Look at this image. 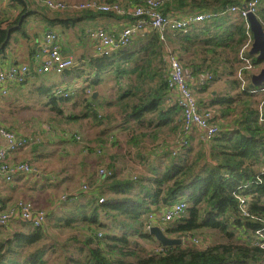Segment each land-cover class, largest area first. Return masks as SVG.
Here are the masks:
<instances>
[{
	"label": "trees",
	"instance_id": "16d2710c",
	"mask_svg": "<svg viewBox=\"0 0 264 264\" xmlns=\"http://www.w3.org/2000/svg\"><path fill=\"white\" fill-rule=\"evenodd\" d=\"M13 1L21 6V10L12 23L0 25L1 58H4L13 33L28 39L23 23L32 13L30 5L27 0ZM245 1L188 0V5L200 9V12H222L229 4L240 5ZM137 3L140 2L132 0L123 5ZM186 4L185 0H171L160 10L163 14H170L178 8H184ZM35 10L41 20L49 25L66 27L68 21L78 20L77 17L68 20V15L51 16V11L46 8L39 7V10ZM62 12L67 13L53 11ZM254 14L264 24V0H258ZM247 25L246 18L222 12L211 20L193 25L187 33L166 32L165 42L168 44L161 42L156 31L149 30L137 36L131 46L109 56H92L88 62L92 74L85 79L95 88L99 81L98 72L114 69V80L119 87L122 86L119 88L116 85L124 102L121 108L124 121L106 119L99 110L91 109L87 113L99 124H111V129L130 130L131 140L136 135L154 137L166 127L170 131L179 127L176 118L179 108L168 102L170 92L166 83L164 53L170 45L174 46L173 52L189 76L209 73L211 79L208 82L226 76L231 84L237 85L239 92L234 97L216 96L207 106L199 104L202 108L217 104L225 106L227 109L222 110L221 118L231 107L234 113L228 115H231L230 120L234 125L220 127L208 143V151L203 142L204 150L190 155L191 149L187 146L183 148V152L172 155L174 158L170 160L168 167L163 170L151 168L152 173L155 172L151 177L113 180L102 191L90 192V200L85 205H76L74 201H70L69 204L75 206L74 210H78L80 216L74 217L73 214V218L64 217L62 219L68 221L55 226L70 227L73 222H69V219L91 224L95 230L89 229L88 236L81 240L73 236L70 238L71 242L57 241L47 234L46 228H32L22 223L13 228H0V264H264V249L251 242L255 232L261 231L264 234V99L253 100L252 97L264 94V83L251 86L250 73H247L249 71L240 65L235 67L244 58L254 67L262 63L255 56L249 55V49L245 48L250 39ZM138 43L142 45L137 46ZM34 49L32 48L33 51ZM74 67L75 65L65 69L61 75L81 78V75L73 73ZM236 71L243 78H238L237 75L235 77ZM92 77L95 79L91 81ZM122 80L126 82L123 84L120 82ZM206 85L207 83L202 85V89ZM54 89L51 90L50 87L44 92L49 97L51 109L59 112L62 104H66L78 90L74 87L63 88L72 90V94L60 98L54 94ZM84 94L83 102H87L84 108L87 110L91 103H97V98H92V95L89 97L86 90ZM240 95L249 98L237 113L236 106L232 105ZM126 99L134 101L129 104ZM255 103H261V111L253 110ZM99 104L107 106L105 102ZM213 114V120L217 122V116ZM234 115L236 118H233ZM106 133H109L107 125ZM108 165L111 167V163ZM83 193L80 191L77 195ZM244 196L249 197V201L242 210L239 197ZM182 197L186 198L185 210L171 220L173 223L170 226H161L165 234L186 236L202 229H218L227 237L239 234L238 240L241 243L211 245L201 238L195 244L182 242L180 245L163 247L154 240L146 230L147 215L153 212L160 214V211H165L172 203L183 201ZM99 198H103V202H99ZM244 211L248 212V216L243 214ZM98 233L101 235L98 236ZM141 241H153L156 246L146 248Z\"/></svg>",
	"mask_w": 264,
	"mask_h": 264
},
{
	"label": "rangeland",
	"instance_id": "374dc122",
	"mask_svg": "<svg viewBox=\"0 0 264 264\" xmlns=\"http://www.w3.org/2000/svg\"><path fill=\"white\" fill-rule=\"evenodd\" d=\"M75 1L81 2L84 0H75ZM120 1L123 4L124 3L128 4L132 0H120ZM137 1L140 2L142 0H137ZM167 4L168 2L164 3V5ZM32 7L39 10L40 6L33 5ZM17 9L14 8L13 12L9 14L10 20L13 18V14H15ZM66 12L67 13L51 12V16H67L69 15L68 13H74L70 11L69 12L66 11ZM94 14H99V13H94ZM103 17L104 16L102 15H91L87 12H83L81 18L75 21L74 30L77 32L78 35H82L83 30L86 26L97 24L99 19H102ZM116 18L119 17L106 18V21L110 23H114V22L118 23V20H115ZM262 25L264 28V24ZM54 27H56V29L61 30L65 38L68 37L67 30L64 26L62 27L57 24L49 25L46 24L45 22L38 24V22H34L30 18L25 20L23 23V28L27 31L29 35H31L32 29L35 30L34 33H37L42 29H55ZM86 30L87 27L85 28L84 33H86ZM41 32L42 31H40L38 34H40ZM19 36L20 35L16 33L15 37L18 38V40L14 41L13 37H11L12 39L10 40L9 43L12 44V46H14L13 47L15 49L14 51L18 50L19 46L27 47L25 41L21 40L22 43L19 44V40L21 39V37ZM31 41L32 40H28V43H30ZM165 44L168 43L165 42ZM79 48L83 49V51H85L86 54H92L93 52L92 47L89 44L85 43V41H82V39H80ZM173 48L174 46L170 45L167 47V51L173 53L176 56V53L173 52ZM94 49H95V43H94ZM80 56H81L80 52H77L76 55L74 56L75 60H77L78 62L76 61L74 64L75 69L73 73L75 75L82 76L80 78V81L74 84L75 86L74 88H77L78 90L79 89L81 90L83 88L82 90L84 91L85 89L90 88L91 89L89 94L90 97L92 94L95 93L94 91L95 88L93 85H90L91 82L88 79H85L86 77L92 74V68L88 65V62H86V58L89 57V55H86L85 57L83 56L80 57ZM244 64H245L244 62H241L240 64L237 63L235 64V67H238L239 65L244 66ZM262 66H263V62L255 67L251 65V69L247 73L248 74L256 73L261 69ZM166 68L167 67H165V72L167 73ZM237 71L235 77L236 75H238ZM115 74L116 73L114 69L102 70L98 72L97 78L99 79L100 85H98V87L95 89L98 90L96 98L98 102L101 103L105 102L107 104L106 110H101L102 112L101 114L106 119L113 118L114 119L113 121L122 122L124 120H123V112L121 108L124 106V102L120 98V92L119 91L117 92L118 88L116 87V85L118 87L120 85H118L116 80H114ZM50 76L52 77H49L48 79L44 80L43 82L44 85L48 83L49 85L52 86V84L56 83V80L53 78L54 76L53 75ZM69 76L72 75L65 76L64 81H68L70 79L68 78ZM95 77H92L93 79H91V81L94 80ZM120 82L124 83V80ZM58 85L63 88H73V86H69L65 82H60ZM27 94L26 97L27 98L30 97L29 99L31 100L39 97H42L43 99V96H41L40 94H38L35 97L31 96L30 94H28L27 96ZM246 99L247 98L245 97L243 99H240L239 96H237L236 102L232 105V106H236L235 108L237 110V113H239L238 112L239 109H241L243 106L247 104L244 103L247 102ZM254 99L259 100V97L257 96L256 98H253V100ZM31 100H29V102ZM126 100L129 102V104L134 101V99L133 100L126 99ZM22 101L24 103L19 101V103H10L9 105L6 101L0 98V124L4 128L12 130L18 137L29 138L27 147H31L33 143H38L40 140H45L46 137H48L50 140L53 141L55 139L56 143L52 144L53 147L46 146L44 148V151L52 157L53 153L54 152L57 153L58 151H60V154L63 155L64 150L70 146L68 145L69 142L80 144L79 151L74 147L70 146L73 152L70 155H65L58 161L64 164L63 168L68 169L69 172L75 173V176L72 178L67 177L63 179L64 180L63 184L65 186L64 187L65 189H63L56 196L57 200L63 201V204L59 205L54 209L55 212H57V214L55 212L54 213L47 212L48 221L45 226L46 228L45 231L49 236L54 237L57 241L71 242L72 240H70V238H72L73 236L81 240L85 238L84 236H88V234L90 233L89 229L95 230L94 227L91 226V224L80 223L74 219L72 220L69 219V222H73L70 225V227L57 228L55 226L56 224L63 225V222L68 221L62 219L64 217L73 218L71 217L73 214L74 217L80 216L78 210L77 212L74 211L75 206L69 205L70 202L69 198H71L69 196H73L72 192H76V193L78 191L84 192L83 194H79L77 198H75V200H77V202H79L80 204L85 205L90 200L89 199L90 192L96 190H102L106 188V185L111 184L113 180L121 181V179H133L135 177H143V174L148 170V167L151 166L152 168H156V166L160 164L161 157L158 159H156L157 157H155L153 161L150 160V158L157 156L155 155L156 150H161L165 148L168 151H166V153L165 152L163 153L162 158H168L167 155L168 152L170 153L171 150L178 149V139L180 138V129H181L180 127H178V129L173 131H170V128L166 127L160 130L159 134L154 137L136 135L135 139L131 140L130 138L131 132L129 133L130 130L123 131L120 128L111 129V124H106L109 129V133H106V125L104 122L101 124L102 132L104 136L102 143L96 149L93 148L92 155L85 154L83 151H85L84 144H86L87 135L85 134V140H84L83 137L80 136V134L82 130L86 132L87 125L83 120V118L74 121L70 117L71 115L81 116L83 110H85L84 109L85 105L78 106L75 103L73 104V108H71L70 104L68 105L63 103L62 108H60L61 111L59 112L57 110L56 111L52 110L51 107H47L46 103L40 104V106L36 107V109H34L35 107L31 105L33 107V109H31V107H28V101L26 99H23ZM77 103H79V101ZM256 105L257 104L255 103L253 106L255 107ZM261 106L262 105L260 103L258 104V107H256V109L253 110L255 111L257 110L259 112V110L260 111L262 110ZM211 110L215 113L214 109ZM247 110L252 111L251 109H247ZM124 111H126V109H124ZM226 119L227 117H223L222 122H225ZM9 121L11 123H9ZM229 125H234V123H229ZM73 129L80 130V132H78V135L77 133H73ZM94 135L96 136V133ZM110 135H113V137H109ZM200 143L199 144L196 143L193 146L194 148L191 149V152H193V154H195L198 151L202 152L204 150L202 146V142ZM204 148L205 150L208 151V149L205 146ZM94 155H96V157H91ZM110 156L113 159L111 161V167L108 165ZM86 157L89 159V162L87 161L85 162ZM168 162L169 159H166L164 161V164H168ZM100 169H102L104 173L100 174L99 173ZM110 175L111 178L109 177ZM182 199L186 200V198L184 197H182ZM171 223L173 222L171 221L166 222L163 226L165 227L166 224L170 226ZM19 224L21 225V223ZM155 225H158L160 227L162 226L160 224H155ZM186 235L194 236L195 237L194 239H196L197 241L198 239L202 238L201 240L205 241L206 244L211 243V245L216 243H230V242L237 244L241 243V241L238 240L239 234H235L232 235L231 237H227L224 233H222L218 229H214V230L202 229ZM170 237L183 239L184 235L170 236ZM192 239L193 238H189L190 241H193ZM141 243L146 246H150V244H154L153 241L151 243L149 242L150 244L144 241H141ZM188 244H195V243H188Z\"/></svg>",
	"mask_w": 264,
	"mask_h": 264
},
{
	"label": "built area",
	"instance_id": "2783aa9c",
	"mask_svg": "<svg viewBox=\"0 0 264 264\" xmlns=\"http://www.w3.org/2000/svg\"><path fill=\"white\" fill-rule=\"evenodd\" d=\"M33 1L51 12L87 11L126 17L127 21L117 34H111L102 27L86 30L88 38L92 39L95 43V54L102 56H109L127 47L135 36H139L149 30L156 31L161 42L165 43L166 32L178 31L183 34L187 33L193 25L211 20L222 12H230L235 16L246 18L248 13L256 12L258 5V0H246L240 5L229 4L222 12L203 11L175 16L163 14L160 10V7L164 3H169L171 0H142L140 3L131 6H124L119 1L106 2L103 0H84L81 2L75 0ZM251 41L252 35L250 33V39L245 48L249 49ZM164 60L167 67L166 83L170 92L168 102L175 104L181 113L178 149L171 150L170 152V154L176 155L179 153L178 151L189 145L193 128L199 132L200 140L206 144L212 140L220 128L216 120H213L214 112L211 108L200 107L195 96V91L189 81L190 76L182 67L179 59L173 53L166 51ZM242 60L245 63L243 67L249 71L251 65L248 60L246 58ZM32 62V67L22 62L0 67V95L6 93L7 85L23 84L34 73L43 75L53 72L61 75L65 69L75 64L73 57L63 52L60 34L51 30L45 31L36 41V48L32 53ZM237 77L243 78L239 72ZM210 79L211 75L207 73L201 76L198 84L202 86L208 83ZM243 82L245 81L243 80ZM85 90L87 94H90L89 88ZM53 92L60 98H65L72 94V90H65L62 87H56ZM0 137L5 140V146L0 148V175L10 181L17 175L33 172L29 160L11 162L8 158L13 152L27 148L29 139L18 137L12 130L6 129L3 126H0ZM99 173L102 174L104 171L100 169ZM98 201L103 202V198H99ZM247 201H249V197H239L242 210L246 208ZM184 203V201L179 200L172 203L168 209L160 214L149 213L147 215V222L145 223L146 230L155 224L163 226L166 222L180 216L185 210ZM243 214L248 216L247 211H244ZM17 221L32 228H45L48 216L45 210L35 207L30 200L18 199L9 206H5L0 200V228H7L12 223H17ZM97 235L100 236L101 233ZM189 238H193V241H190ZM194 238V236L186 235L181 240L183 243H196L197 240ZM251 242L253 245L264 249V234L261 231L255 232Z\"/></svg>",
	"mask_w": 264,
	"mask_h": 264
},
{
	"label": "crops",
	"instance_id": "0c3cea01",
	"mask_svg": "<svg viewBox=\"0 0 264 264\" xmlns=\"http://www.w3.org/2000/svg\"><path fill=\"white\" fill-rule=\"evenodd\" d=\"M27 1L30 5V10L32 13L26 19L30 18L34 22H38V24L42 23L43 21L41 20L40 15L36 12L35 8L32 7L33 5H37V6H40V5L36 4L33 0H27ZM185 1L187 4H186V6H184V8H180V9L178 8V10L176 9L174 11V13H170V14L175 15V16H183V15L189 14V13L200 12V9H198V8H191V6L188 5V0H185ZM132 5H134V4H132ZM17 7H18V9H17ZM40 7L43 8L42 6H40ZM14 8L17 10H16L15 14H13V18L10 20L9 14L13 12ZM20 10H21V6L13 0L0 1V19H1L0 25L6 26L9 22L12 23L13 20L18 16V13L20 12ZM83 12L84 11L68 13L69 14L68 17L70 18L68 20H72V18H74V17H77V19H80ZM89 14H94V13H89ZM94 15H102L104 17L102 19H99V21L97 23L98 25L95 24V25L86 26L87 30L92 29V28H96V27H102L111 34H117L119 32V30H121V28L124 26L125 22L127 21L126 18L119 17V18L115 19V20H118V23H116V22L110 23V22L106 21V18H112V17H118V16L108 15V14H94ZM75 21H77V20H75ZM74 25H75V22H73V21L67 22V26L65 27L67 30V34H68L67 38H65L63 36L61 30L56 29V27H54L55 29H42L43 31L40 30V31H42L40 34H38L40 31L37 32L38 35H36V33H34L35 30L32 29L31 35L28 34V39L27 38H21L19 40V44H21L22 41H25L27 44V47L19 46L18 50L14 51L15 49L13 48L14 46H12V44L7 45L5 52H4V55H3L4 58L0 57V67L6 66L9 64L19 63V62L27 63L29 66L32 67V65H33L32 55H31V52L33 51L32 48L33 49L36 48V41L42 36V34L46 30L55 31V32L60 34V36H61V47H62L63 52L67 55L69 54V56H72L74 58L75 62L77 60H75L74 56L76 55L77 52H80L81 56H83V57H85L86 55H89V57L86 58V62H89L90 57L95 55L94 42L92 40H90V38H88L86 33H84V30L86 27L84 28L82 35H78L77 32L74 30ZM15 34L16 33H13L11 35V37H13V39L15 38ZM136 38H137V36H135L133 38L131 45L134 44V41ZM80 39H82V41H85V43L89 44L92 47V50H93L92 54H86L85 51H83V49L79 48ZM17 40H18V38H17ZM28 40H32V41L30 43H28ZM9 43H10V41H9ZM141 45H142V43L137 44V46H141ZM166 51H167V49H165V53H166ZM81 61H84V60H81ZM50 75L54 76L53 78L56 80V83L52 84V86L49 85L48 83H46V85H48V86H46V85H44L43 82H44V80L48 79L49 77H52ZM201 76H202L201 73H197V74H195L194 77L190 76L189 81H190L192 88L195 91V96H196L197 101L200 102V103L199 102L198 103L202 104L203 106L204 105L207 106L208 102H211V100L214 99L216 96L220 97V96L225 95V96H233L234 97V95H237L239 92L237 85L234 83L231 84V81L226 76H223L220 79H217L215 81L208 82L205 89H202V87L198 84V80L201 78ZM64 78H65L64 75H58V74H55L53 72L48 73V74H43V75L34 73L32 75V77L28 78L23 84L7 85L6 86V93L4 95H0V98H2L4 101H6L9 105H10V103H19V101L23 102L22 100L26 99L28 101V107H31V109H33V107L31 105H33L35 107L34 109H36V107H39L40 104H42V103H46L47 107H51V105L49 104V97L44 92L45 90H47L50 87H51V90L54 89L56 86H59L58 84L60 82H65L69 86L75 87L74 84L78 83L80 81L79 77L69 76L68 78H70V79L68 81H64ZM125 82L126 81L124 80V83ZM97 84L100 85L99 81ZM98 85L95 87V89L98 87ZM95 89H94V91L96 93V96H95V99H96L98 90H95ZM84 92L82 89L77 90V92L72 96V98L66 104H68V105L70 104L71 108H73V104H75V103L78 106L86 105L87 102L86 101L83 102V97L85 95ZM27 93L30 94L31 96H34V97L37 96L38 94H40L41 96H43V99H42V97H39V98H34L31 100V99H29L30 97L29 98L26 97ZM18 94H19V96H18ZM28 94H27V96H28ZM257 96L261 100L264 99V94H262V93L255 95V96H252V97L256 98ZM244 97L245 96H243V95L239 96L240 99H243ZM245 98H249V97H245ZM29 100H31V101L29 102ZM78 101H79V103H77ZM55 107H56V105H55ZM214 107L213 108L210 107V108L215 110V115L217 116V120H218L217 123L219 125V128L220 127L222 128V126H224V127L228 126L229 123H231V120L229 119V118H231V115H228V113H234V110H232V108L230 107V111L228 113L224 112L223 116L227 117V119L225 120V122H222L223 118H221L222 117L221 112L223 109L226 110L227 108L225 106H221L218 104L215 105ZM256 107H258V105L255 106V109H256ZM91 109L92 110H99V111L106 110V105L105 104H99L98 101L96 104L91 103L90 106L87 107V110L85 109L86 111L83 110L81 116H78L77 118L76 117L71 118L74 121H77L78 119L83 118V120L85 121V123L87 125L86 132H84L82 130L80 136H82L83 139L85 140V134L87 135L86 144H84V143H82V144L85 145V147H84L85 151H83V152L85 154H89V155L93 154V152H92L93 148L96 149L102 143V140L104 139L101 124H99L96 120L93 119V117L90 114H88V113H90ZM176 118L179 121V127H180V125H181L180 109L178 110ZM233 118H236V115H234ZM9 123H11V122L9 121ZM224 123H225V125H223ZM0 126H2V125L0 124ZM228 128L230 129V127H228ZM78 132H80L79 129H76V130L73 129V133H77V135H78ZM112 132H115V131H112ZM95 133H96V136L94 135ZM109 137H113V135H110ZM51 141H53V140H50L48 137H46L45 140H40L38 143H33L31 145V147H27L25 149L17 150L15 152H13L8 157L11 162H16V161H21V160L22 161L29 160L31 162L33 172L23 173V174L17 175L10 181L6 180L3 176L0 175V200L5 206L11 205L14 201H16L18 199H29L30 201L33 202L35 207L40 208V209H42V208L45 209L46 213L47 212L48 213L49 212L54 213L55 212L54 209L56 207H58L59 205L63 204V201H58L56 196L63 189H65L64 188L65 186L63 184V182H64L63 179L67 178V177L72 178L75 176V173L69 172L68 169L63 168L64 164L61 162H58V161L62 157H64L65 155H70L73 152V150L70 146L74 147L75 149H77L79 151L80 144H75L74 142H69L68 145H70V146L64 150L63 155H61L60 151H58L57 153L54 152L52 157H51L49 154H47L44 151V148L46 146L53 147L52 144L56 143L55 139L53 142H51ZM200 142H202V141L200 140L199 132L195 128H193V134L190 137V143H189L188 147H190V149H193L194 148L193 146L196 143L199 144ZM202 144H203V142H202ZM4 146H5V140L2 137H0V148L4 147ZM205 147L208 149V147H209L208 144H206ZM166 151H168V150H166L165 148H163L161 150H156L155 155H157V156L150 158V160L153 161L155 157H157L156 159L161 157L160 158V164H158L156 166L159 170H163L165 167H168L170 160L174 158L173 157L174 155L172 156V154H170L169 152L167 153L168 158H162L163 153L164 152L166 153ZM183 151H184V149H181L180 153ZM192 154H193V152H190V155H192ZM91 157H96V155L91 156ZM166 159H169L168 164H164V161ZM112 160L113 159L110 156L108 164L111 163ZM86 161L89 162V159L87 157L85 158V162ZM151 168H152L151 166L148 167V170L143 174V178H148V177H151L155 174V172L152 173L153 169H151ZM117 179H118V177H117ZM99 191H102V190L92 191L91 193H96ZM79 192L80 191H78L77 193L72 192L73 196H71V198H70V201H74L75 204H77V205L79 204V202H77V200H75V198H77V196H78L77 194ZM65 193H67V192H65ZM161 212H163V211H160L159 213H161ZM55 213L57 214V212H55ZM153 213H156V212H153ZM17 223H19V221H17ZM17 223H15V224L18 225ZM15 224L12 223L9 228L15 227L16 226ZM151 242L152 241H150V243ZM154 246H156V243L150 244V246H147L146 248L154 247Z\"/></svg>",
	"mask_w": 264,
	"mask_h": 264
},
{
	"label": "water",
	"instance_id": "95a60500",
	"mask_svg": "<svg viewBox=\"0 0 264 264\" xmlns=\"http://www.w3.org/2000/svg\"><path fill=\"white\" fill-rule=\"evenodd\" d=\"M249 31L252 35V41L248 50L249 55H253L257 60L263 62V66L256 73H250V85L260 86L264 83V28L261 21L254 13H248L246 16ZM96 93L92 94V98ZM150 234L163 247L180 245L182 240L180 238H173L165 234L163 229L158 225H152L148 229Z\"/></svg>",
	"mask_w": 264,
	"mask_h": 264
},
{
	"label": "bare ground",
	"instance_id": "6f19581e",
	"mask_svg": "<svg viewBox=\"0 0 264 264\" xmlns=\"http://www.w3.org/2000/svg\"><path fill=\"white\" fill-rule=\"evenodd\" d=\"M183 201H185V200H183ZM185 204V207H186V203H184Z\"/></svg>",
	"mask_w": 264,
	"mask_h": 264
},
{
	"label": "flooded vegetation",
	"instance_id": "af4514ba",
	"mask_svg": "<svg viewBox=\"0 0 264 264\" xmlns=\"http://www.w3.org/2000/svg\"><path fill=\"white\" fill-rule=\"evenodd\" d=\"M255 87V86H254Z\"/></svg>",
	"mask_w": 264,
	"mask_h": 264
}]
</instances>
